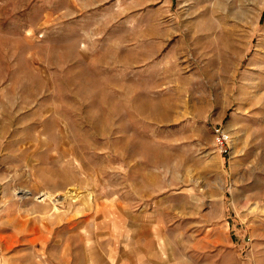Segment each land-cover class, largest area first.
<instances>
[{"label": "rangeland", "instance_id": "374dc122", "mask_svg": "<svg viewBox=\"0 0 264 264\" xmlns=\"http://www.w3.org/2000/svg\"><path fill=\"white\" fill-rule=\"evenodd\" d=\"M0 264H264V0H0Z\"/></svg>", "mask_w": 264, "mask_h": 264}, {"label": "built area", "instance_id": "2783aa9c", "mask_svg": "<svg viewBox=\"0 0 264 264\" xmlns=\"http://www.w3.org/2000/svg\"><path fill=\"white\" fill-rule=\"evenodd\" d=\"M217 143L220 146V148L222 149V147H223V145L225 143V138L223 137V135L221 137L218 136Z\"/></svg>", "mask_w": 264, "mask_h": 264}]
</instances>
